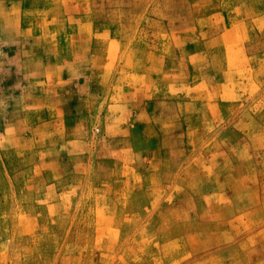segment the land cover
Returning <instances> with one entry per match:
<instances>
[{
	"label": "rangeland",
	"instance_id": "rangeland-1",
	"mask_svg": "<svg viewBox=\"0 0 264 264\" xmlns=\"http://www.w3.org/2000/svg\"><path fill=\"white\" fill-rule=\"evenodd\" d=\"M0 264H264V0H0Z\"/></svg>",
	"mask_w": 264,
	"mask_h": 264
}]
</instances>
